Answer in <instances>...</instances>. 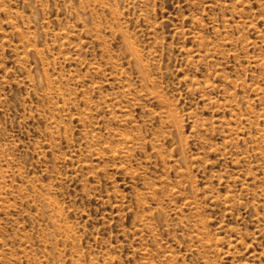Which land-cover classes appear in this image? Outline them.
<instances>
[{
    "label": "rangeland",
    "instance_id": "rangeland-1",
    "mask_svg": "<svg viewBox=\"0 0 264 264\" xmlns=\"http://www.w3.org/2000/svg\"><path fill=\"white\" fill-rule=\"evenodd\" d=\"M0 264H264V0H0Z\"/></svg>",
    "mask_w": 264,
    "mask_h": 264
}]
</instances>
